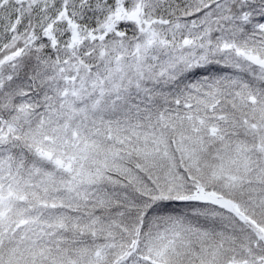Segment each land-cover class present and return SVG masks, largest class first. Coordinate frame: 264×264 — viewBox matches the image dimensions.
<instances>
[{"label": "snow or ice", "instance_id": "obj_1", "mask_svg": "<svg viewBox=\"0 0 264 264\" xmlns=\"http://www.w3.org/2000/svg\"><path fill=\"white\" fill-rule=\"evenodd\" d=\"M0 264H264V0H0Z\"/></svg>", "mask_w": 264, "mask_h": 264}]
</instances>
